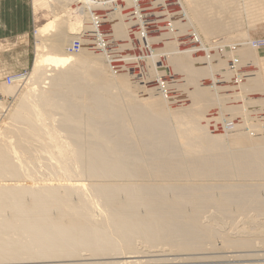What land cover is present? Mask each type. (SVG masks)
Listing matches in <instances>:
<instances>
[{"label": "bare ground", "instance_id": "1", "mask_svg": "<svg viewBox=\"0 0 264 264\" xmlns=\"http://www.w3.org/2000/svg\"><path fill=\"white\" fill-rule=\"evenodd\" d=\"M46 2L30 76L0 82V264L259 256L264 0Z\"/></svg>", "mask_w": 264, "mask_h": 264}, {"label": "rangeland", "instance_id": "2", "mask_svg": "<svg viewBox=\"0 0 264 264\" xmlns=\"http://www.w3.org/2000/svg\"><path fill=\"white\" fill-rule=\"evenodd\" d=\"M47 0H41L35 3L34 6H32V10L33 7L35 9V11L33 10V15L34 17H32L30 19V25H31V32L27 35H8V36H3L4 38L0 39V82L2 81V79L6 80L7 76H13V78H15L16 76L18 77H28L30 76V73L32 71L33 68V64H34V60H35V56H36V43H37V37L35 36L36 34V30L38 27H40L41 25H43L44 23L48 22L51 18L54 17L52 10H50L47 6ZM97 1H101V0H97ZM32 4V2H31ZM46 5V6H45ZM202 35H200L202 38L206 39L205 35L203 33H201ZM250 34H251V39H252V44L253 46H258L257 43L258 42L259 46H258V55L260 56L261 60H259L260 62H258L259 64V68L262 71L263 75H264V67L262 65V63L264 64V28L262 27L261 29L259 28V30L255 31V30H250ZM222 38V36L217 37V39H215L216 42L220 41ZM79 40V39H75ZM74 41V42H75ZM255 41V42H254ZM209 43V42H207ZM263 67V68H262ZM263 81H264V76H263ZM21 83V85H19ZM16 88L18 89V91H20L21 89H24V85H22L23 83L20 82ZM8 85H12V83H7ZM20 86V87H19ZM19 87V88H18ZM7 113H5V116ZM4 117V114L0 113V126H9V119L8 117L6 118ZM264 182V181H263ZM236 219H230L228 221H233V222H237L239 221V223H243L242 220H244L243 216H238L235 215ZM235 218V217H234ZM218 248H221V244H220V240L216 241ZM219 243V244H218ZM255 250L257 249V251L255 252V250L246 252L245 254L248 253H252L255 254L258 252L259 256H251V257H240V258H233L235 260H233L232 258L230 259H224V258H218V259H210L209 262L206 260L202 259H188L187 261H184L185 263H183L181 261V264H264V252H263V248H254ZM220 252L217 253H205V254H197L198 257L202 256V255H214L217 254L219 255V253L221 255H232L233 254H238L239 252H232L231 250H224V249H219ZM244 251L242 250L239 254H243ZM262 252V253H261ZM204 253V252H203ZM261 253V254H260ZM263 254V256H262ZM195 254H192L191 256H197ZM262 256V257H260ZM259 257V258H258ZM243 258V259H242ZM263 258V259H262ZM192 260V261H191ZM198 260V261H197ZM229 260V261H228ZM211 261V262H210ZM214 261V262H213ZM180 263V262H179ZM178 262H176V264H179ZM175 264V263H174Z\"/></svg>", "mask_w": 264, "mask_h": 264}, {"label": "crops", "instance_id": "3", "mask_svg": "<svg viewBox=\"0 0 264 264\" xmlns=\"http://www.w3.org/2000/svg\"><path fill=\"white\" fill-rule=\"evenodd\" d=\"M35 3L33 0H0V39L31 32L30 19L34 17L32 6Z\"/></svg>", "mask_w": 264, "mask_h": 264}, {"label": "built area", "instance_id": "4", "mask_svg": "<svg viewBox=\"0 0 264 264\" xmlns=\"http://www.w3.org/2000/svg\"><path fill=\"white\" fill-rule=\"evenodd\" d=\"M79 48H80V41L79 40H76L74 43H73V45L71 46V50H79ZM13 76H7L6 77V81L8 82V83H12L13 82Z\"/></svg>", "mask_w": 264, "mask_h": 264}]
</instances>
